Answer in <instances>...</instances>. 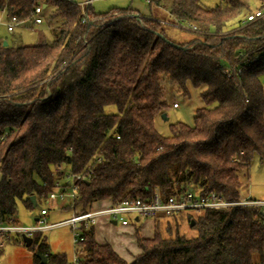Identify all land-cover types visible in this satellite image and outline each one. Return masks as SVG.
Listing matches in <instances>:
<instances>
[{"label":"trees","instance_id":"trees-1","mask_svg":"<svg viewBox=\"0 0 264 264\" xmlns=\"http://www.w3.org/2000/svg\"><path fill=\"white\" fill-rule=\"evenodd\" d=\"M146 1L194 24V38L174 41L168 31L180 29L130 8L95 13L90 6L82 22L81 7L70 0H0L20 20L40 3L43 13L51 11L44 24H55L50 42L3 46L0 37V136L7 133L0 142V223L16 221L18 204L31 211L44 203L62 180L54 172L60 164L91 174L67 202L65 209L78 212L94 203L149 202L156 191L163 201L192 190L234 202L240 173L254 156L264 165V17L246 22L264 11V0ZM236 66L239 72L228 71ZM165 83L186 96L188 85L202 89L205 104L192 126L172 124L169 136L154 123L167 108ZM107 106L116 112L105 113ZM170 217L174 230L167 220L163 236L159 224ZM152 220L151 238L135 232L139 253L131 262L99 245L92 227L83 228L81 264H261L264 216L256 208ZM180 223L195 235L183 236ZM4 243L23 246L18 237ZM27 249L32 264H41L37 255L44 264L69 261L50 253L45 234L33 235Z\"/></svg>","mask_w":264,"mask_h":264},{"label":"rangeland","instance_id":"rangeland-1","mask_svg":"<svg viewBox=\"0 0 264 264\" xmlns=\"http://www.w3.org/2000/svg\"><path fill=\"white\" fill-rule=\"evenodd\" d=\"M112 8H130L137 11V13L143 18L152 17L159 21H163V23H169L171 24V28H173V26L176 24L175 20L172 18L170 19L169 16L161 9L155 6H149L146 0H96L92 5V9L95 13H104ZM252 9L255 11L257 9V5L255 4ZM50 12L51 11L48 10L45 11L44 14L48 16ZM54 27L55 24L51 23L33 27L31 29L20 27L16 28L12 34H9L6 32L4 27L0 26V37L2 38L3 42H6L11 46L34 45L43 41H52L54 38V35L52 34ZM233 28H236V24H232L229 28V31ZM168 34L174 41L188 42L194 38L195 31L189 29H180V32L170 30L168 31ZM164 90V99L167 104V108L163 114L165 115L166 119H163L161 115H158L156 116L154 123L155 129L160 135L169 136V126L172 124L181 123L187 126H192L196 111L198 109L204 108L205 104L200 97V93L202 92V89L200 88L196 89L188 85L187 96L183 95L181 91L176 90L168 83L164 84ZM173 104H176L175 108H173ZM104 112L107 114H114L116 112V108L114 106H107L104 109ZM239 181L241 184V194H246L252 200H264V165L260 164L257 156L253 157L248 169L240 173ZM67 202L68 201L63 203L58 202L55 204V206L51 207L50 204L46 205L39 201L36 208L32 209L31 211L26 210L21 204H18L15 217L16 221L20 226L33 225V219L35 216H37L41 207L48 208V223L68 219L72 216V214L78 212V209H65L69 204ZM140 220L144 221V219ZM167 220L170 224L171 230H174L175 227V222L172 217L162 219V222L159 224V231L163 236H166L164 233V229L166 227L164 222ZM148 221L152 222L153 220L148 219ZM180 225L179 232L183 236L186 238H191L195 235V232L187 225L184 223H180ZM124 228H128V230L131 231L128 232ZM139 229L138 226H135L134 229L133 223H130V227H122L119 224L115 226H108L107 228L102 226L100 227L99 237L100 239L104 238L111 244H119V248H116L119 256L122 257L126 262H131L133 258L139 253L135 242L133 241L135 239L134 234ZM149 229L150 227L144 226L142 229L143 235L146 234L145 230ZM132 230L133 234L131 233ZM134 230L136 231L134 232ZM152 236L153 232L151 231V237ZM45 237L51 254H64L67 259H70L73 253V245L71 240V231L68 227L47 232ZM146 237L151 238L148 236ZM4 242L5 240L0 239V264H32L34 254L33 251L28 250L22 245Z\"/></svg>","mask_w":264,"mask_h":264},{"label":"built area","instance_id":"built-area-1","mask_svg":"<svg viewBox=\"0 0 264 264\" xmlns=\"http://www.w3.org/2000/svg\"><path fill=\"white\" fill-rule=\"evenodd\" d=\"M82 9V22H85L86 17L83 9L90 7L96 0H82L75 2ZM264 17V11H257L246 17V22H253L258 18ZM45 16L43 6L37 3L27 14L20 20L15 16L7 15L6 7L0 8V26L4 27L7 33L12 34L16 28H33L43 25ZM174 27L178 29H189L196 31L194 24H185L176 21ZM171 25L169 23H164ZM237 70L238 67H233L232 70ZM176 104H173V108ZM7 133L4 132L0 136V142ZM55 173H63L62 180H55L52 190L43 204L55 206L58 202H73L77 198V183L81 181H89L91 174H73L64 165H57L54 168ZM73 206V205H71ZM74 208V206H73ZM226 208H256L264 216V200H252L247 195L239 194V199L234 202H226L219 195L210 192L204 197H199L194 191H186L184 195L174 198L169 197L163 201L156 191L151 201L143 202L140 200H125L120 203L101 206L100 203H94L91 208L85 212H76L68 219L48 223L47 215L48 208H40L37 216L33 219V225L20 226L17 221L10 218L7 223H0V239L5 240L7 237H18L25 235L32 238L35 234H46L52 230L68 227L71 231V240L73 245V253L67 264H81V258L78 254L79 243L82 242V229L93 227L99 219L106 220L109 223L119 224L120 226H128L130 223H135L140 219H152L157 214L171 216L179 213H195L206 210H219ZM1 247V246H0ZM261 264H264V251L262 254Z\"/></svg>","mask_w":264,"mask_h":264},{"label":"crops","instance_id":"crops-1","mask_svg":"<svg viewBox=\"0 0 264 264\" xmlns=\"http://www.w3.org/2000/svg\"><path fill=\"white\" fill-rule=\"evenodd\" d=\"M246 195V194H245ZM104 202H102V203H100V205L101 206H104V205H106V203L105 204H103ZM117 225V224H116ZM102 226H104V228L106 227H108V226H115V224L114 223H109V222H107L106 220H103V219H99L96 223H95V225L92 227L93 228V231H94V238H95V241L99 244V245H109L114 251H115V253L119 256V253L117 252V250H116V248L118 249L119 247H118V245L119 244H111V243H109V242H107L104 238H101L100 239V237H99V235H100V227H102ZM133 226H134V229H135V226H138V234L140 235V237L141 238H146L147 239V237L146 236H148V237H151V231L153 232V221L152 222H150V221H148V219H144V221H142V220H138L137 222H135V223H133ZM144 226H147V227H150V229L149 230H145V235H143V231H142V229H143V227ZM122 227H130V225H128V226H122ZM124 229H126V231H128V232H130L131 230H128V228H124ZM136 230H134V232H135ZM132 234H133V230H132V232H131ZM130 233V234H131ZM128 234V233H127ZM134 242H135V239L133 240ZM136 245V244H135ZM138 253V252H137ZM120 257V256H119ZM122 258V257H121ZM123 259V258H122Z\"/></svg>","mask_w":264,"mask_h":264},{"label":"water","instance_id":"water-1","mask_svg":"<svg viewBox=\"0 0 264 264\" xmlns=\"http://www.w3.org/2000/svg\"><path fill=\"white\" fill-rule=\"evenodd\" d=\"M135 18L138 19L139 16L136 14V15H135ZM3 46H6V42H3ZM161 117H162L163 119H166L164 114H162ZM188 191H190V190H188ZM29 199H30V202L32 203L33 207H35V206H36L35 197H34V196H31ZM113 223H114V222H113ZM114 224H115V223H114ZM191 225H192V223H191ZM20 240H21V242H22V244H23V246H24L25 248H28V247L31 245V242H32V238L27 237V236H25V235H21V236H20ZM37 256H38V258L41 259V264H44V263H45V257H44V256H41V255H37Z\"/></svg>","mask_w":264,"mask_h":264}]
</instances>
